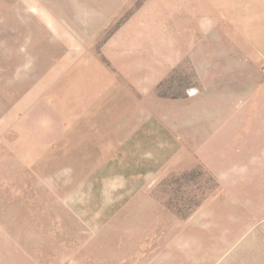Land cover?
<instances>
[{"label": "rangeland", "instance_id": "rangeland-1", "mask_svg": "<svg viewBox=\"0 0 264 264\" xmlns=\"http://www.w3.org/2000/svg\"><path fill=\"white\" fill-rule=\"evenodd\" d=\"M151 1L0 0V264H88L93 244L116 231L113 210L120 226L158 215L173 233L184 223L193 264H264V144L250 157L247 183L237 184L201 161L161 177L165 163L115 146L104 151L108 138L96 135L93 87L112 71L106 47ZM225 1L211 7L218 5L227 24L209 28L225 34L220 41L211 34L199 55L205 70L220 72L221 87L208 85L202 95L234 93L236 81L242 89L233 97H245L243 83L257 79L263 96L264 0ZM201 71L188 58L158 95L177 99L203 89ZM147 245L144 264H177L174 243L167 250ZM164 251L173 253L165 263Z\"/></svg>", "mask_w": 264, "mask_h": 264}, {"label": "crops", "instance_id": "crops-1", "mask_svg": "<svg viewBox=\"0 0 264 264\" xmlns=\"http://www.w3.org/2000/svg\"><path fill=\"white\" fill-rule=\"evenodd\" d=\"M212 1L153 0L112 38L106 47L112 71L108 69L106 81L93 87L96 135L109 139V147L104 151L115 146L118 148L113 151L133 153L138 160L165 163L161 165L164 168L161 177L191 169L201 161L218 177L231 179L230 183H247L241 179L249 177L250 157L257 152L258 145L264 144V109L260 107L264 95L259 96L255 79L243 83L248 84L249 90L245 97L241 94L233 97L242 89V84L236 81L234 93L215 99L203 97L208 85L221 87V77L219 71L205 70L199 55L204 53V40L211 34L212 38L220 37L219 41L225 34L210 33L212 22L227 24L216 15L218 5L211 7ZM230 36L240 38L236 33ZM235 47L240 50L241 42ZM188 58L202 69V80L207 85L192 89L182 98L158 95V85ZM245 69L251 72L252 66ZM211 78L213 83L209 82ZM236 161L238 166H234ZM164 211L171 216V212ZM112 214L109 222L116 231L107 234L106 241L93 244V257L87 259L88 264H144L139 257L150 247L148 240L160 248L165 246L166 250L174 243L179 247L175 262L194 263L193 251L188 252L193 240L184 223L172 233L157 222L158 215L120 226L119 210H113ZM208 224L207 218V228ZM162 255L164 263L173 257L170 251Z\"/></svg>", "mask_w": 264, "mask_h": 264}]
</instances>
